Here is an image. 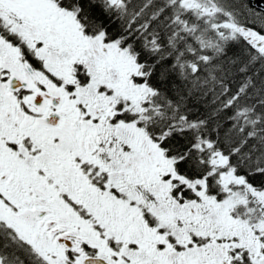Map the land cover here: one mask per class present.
I'll return each instance as SVG.
<instances>
[{"label":"snow or ice","instance_id":"6c2138e0","mask_svg":"<svg viewBox=\"0 0 264 264\" xmlns=\"http://www.w3.org/2000/svg\"><path fill=\"white\" fill-rule=\"evenodd\" d=\"M0 264H264V8L0 0Z\"/></svg>","mask_w":264,"mask_h":264},{"label":"water","instance_id":"95a60500","mask_svg":"<svg viewBox=\"0 0 264 264\" xmlns=\"http://www.w3.org/2000/svg\"><path fill=\"white\" fill-rule=\"evenodd\" d=\"M253 2V4L259 8L262 9L264 8V0H251Z\"/></svg>","mask_w":264,"mask_h":264},{"label":"trees","instance_id":"16d2710c","mask_svg":"<svg viewBox=\"0 0 264 264\" xmlns=\"http://www.w3.org/2000/svg\"><path fill=\"white\" fill-rule=\"evenodd\" d=\"M250 3H251V6H252V7H255V8H256V10H258V11L260 10L259 8H257V7L253 4V2H252L251 0H250ZM198 107H200V111H201V112L204 111V108H203L202 105H198Z\"/></svg>","mask_w":264,"mask_h":264}]
</instances>
